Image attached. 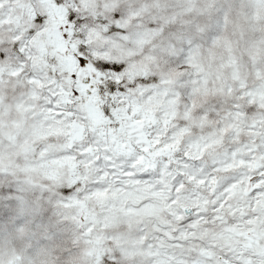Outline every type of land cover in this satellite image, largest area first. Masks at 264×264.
Returning <instances> with one entry per match:
<instances>
[{
    "label": "snow or ice",
    "instance_id": "1",
    "mask_svg": "<svg viewBox=\"0 0 264 264\" xmlns=\"http://www.w3.org/2000/svg\"><path fill=\"white\" fill-rule=\"evenodd\" d=\"M0 264H264V0H0Z\"/></svg>",
    "mask_w": 264,
    "mask_h": 264
}]
</instances>
